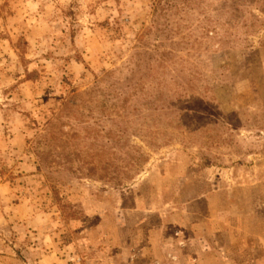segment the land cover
Returning <instances> with one entry per match:
<instances>
[{"label":"rangeland","instance_id":"obj_1","mask_svg":"<svg viewBox=\"0 0 264 264\" xmlns=\"http://www.w3.org/2000/svg\"><path fill=\"white\" fill-rule=\"evenodd\" d=\"M233 237L264 256V0H0V264Z\"/></svg>","mask_w":264,"mask_h":264},{"label":"crops","instance_id":"obj_2","mask_svg":"<svg viewBox=\"0 0 264 264\" xmlns=\"http://www.w3.org/2000/svg\"><path fill=\"white\" fill-rule=\"evenodd\" d=\"M237 238V237H236ZM234 239L233 237V257L230 258V264H264V256H261L263 254H259L257 255L256 254V258H254L251 253L252 251H248L246 248L247 246H244V245H234V243H243V242H246L247 239H244V240H239L238 238L237 239ZM234 247H237V251L234 250ZM240 248V249H238ZM246 249V250H245ZM247 253H250V254H247ZM10 255H7V256H3V258H6L8 260H11V258H9L10 256L14 257L13 255L15 254V256H20V254L17 253H9ZM0 258H2L0 256ZM14 261V258L12 259Z\"/></svg>","mask_w":264,"mask_h":264}]
</instances>
